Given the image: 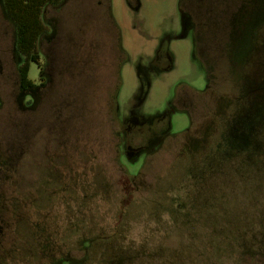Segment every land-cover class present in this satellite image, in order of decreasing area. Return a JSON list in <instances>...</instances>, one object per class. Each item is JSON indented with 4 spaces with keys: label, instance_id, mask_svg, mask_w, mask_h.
<instances>
[{
    "label": "rangeland",
    "instance_id": "obj_1",
    "mask_svg": "<svg viewBox=\"0 0 264 264\" xmlns=\"http://www.w3.org/2000/svg\"><path fill=\"white\" fill-rule=\"evenodd\" d=\"M103 2L45 9L25 89L0 0V264H264V116L256 150L217 151L240 110L263 104V4L245 22L256 40L206 63L204 91L181 0ZM162 116L169 136L153 138Z\"/></svg>",
    "mask_w": 264,
    "mask_h": 264
},
{
    "label": "trees",
    "instance_id": "obj_2",
    "mask_svg": "<svg viewBox=\"0 0 264 264\" xmlns=\"http://www.w3.org/2000/svg\"><path fill=\"white\" fill-rule=\"evenodd\" d=\"M61 1L62 0H3L6 14L15 25V47L24 59L23 63L19 65L18 70L22 87L25 89L31 88L35 85L34 80L29 77L28 73L31 63H36L38 67L40 65L38 42L45 32L43 20L45 9L48 6H56ZM202 65L205 69L207 77V87L205 91H211L214 89V86H212L213 77L209 75L205 67V63H202ZM113 97L111 99V103L114 111L116 110L117 103L115 101L116 96L114 95ZM262 103L263 104L261 106L260 102L253 101L246 109L240 110V114L232 120L227 134L221 141V146L217 150L219 151V154L225 155L229 152L244 154L257 149V142L254 138L257 135L260 121L264 116V100ZM166 127L167 118L163 117L159 119L158 128L163 130L165 132L164 135L168 137L169 132L166 131ZM155 129L157 128L150 127L146 130H150L153 137ZM192 203L194 202L190 201V206L186 204L183 211H191ZM203 207L204 205L201 204L200 209ZM116 259L118 260L119 258L116 257Z\"/></svg>",
    "mask_w": 264,
    "mask_h": 264
},
{
    "label": "flooded vegetation",
    "instance_id": "obj_3",
    "mask_svg": "<svg viewBox=\"0 0 264 264\" xmlns=\"http://www.w3.org/2000/svg\"><path fill=\"white\" fill-rule=\"evenodd\" d=\"M215 3H210L208 0H181L180 9L181 11L189 18V21L192 25L194 31V49L195 56L201 63H212L218 61L222 58L230 61H237L235 57L234 51L240 45L243 37L248 36L249 40H256L253 38V33H249L250 30L254 29L248 28L246 30L245 22H251L254 17H259L262 13L263 9L260 10V13H257L258 10H254V6L257 8L258 5H262L260 0H214ZM203 2L205 5H203ZM103 6L99 7L101 9V13L107 11L106 0L101 3ZM214 6L212 10L215 9V16L211 17L212 14H209V10H211V6ZM241 5V6H240ZM222 6V8H221ZM264 6V4H263ZM207 15L208 21L210 23L208 29L206 28L208 24L204 23L201 20V16ZM210 15V16H209ZM262 16V15H261ZM254 23V22H252ZM206 26V27H205ZM203 28L208 30L209 36L203 33ZM254 42V41H253ZM225 45L229 48V51L225 54H221V52L214 53V49L216 47H221ZM165 59L164 62L166 64H162L166 67L170 66L169 56L166 52L165 47H161L159 52L156 55V62L162 63V59ZM119 88V87H118ZM118 90L115 88L114 92ZM205 91V90H204ZM114 94L112 93V97ZM177 97V93L175 99ZM114 98V97H113ZM112 99V98H111ZM174 99V105L177 107ZM179 102V101H178ZM180 104L185 111L190 113V108L188 107L187 98L181 97ZM115 120L118 123H121V128L125 127L124 130L129 133L130 131H135L138 127L137 122H127L124 124L118 118L117 115V105L116 110H114ZM167 116H162L157 118L152 124L146 125V128L156 127L155 129V137L162 138L163 130L158 128L159 119ZM123 126V127H122ZM167 126H168V118H167ZM164 129V128H162ZM166 131L167 127H166ZM153 136V138H155ZM151 138V139H153Z\"/></svg>",
    "mask_w": 264,
    "mask_h": 264
}]
</instances>
